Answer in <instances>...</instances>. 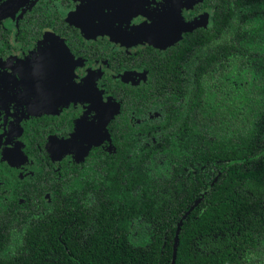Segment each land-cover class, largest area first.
I'll list each match as a JSON object with an SVG mask.
<instances>
[{"label": "trees", "instance_id": "16d2710c", "mask_svg": "<svg viewBox=\"0 0 264 264\" xmlns=\"http://www.w3.org/2000/svg\"><path fill=\"white\" fill-rule=\"evenodd\" d=\"M236 7L154 60L172 121L153 172L111 160L33 217L15 205L0 264H171L181 220L175 264H264V0Z\"/></svg>", "mask_w": 264, "mask_h": 264}, {"label": "flooded vegetation", "instance_id": "af4514ba", "mask_svg": "<svg viewBox=\"0 0 264 264\" xmlns=\"http://www.w3.org/2000/svg\"><path fill=\"white\" fill-rule=\"evenodd\" d=\"M243 1L0 0V223L18 204L52 207L107 161L153 172L172 121L154 60Z\"/></svg>", "mask_w": 264, "mask_h": 264}, {"label": "water", "instance_id": "95a60500", "mask_svg": "<svg viewBox=\"0 0 264 264\" xmlns=\"http://www.w3.org/2000/svg\"><path fill=\"white\" fill-rule=\"evenodd\" d=\"M190 29H192V28H190ZM182 221L183 220H181L179 225H178L177 234L175 236L174 250H173V259H172V263L171 264H175V260H176V257H177V248H178V240H179L178 233L180 231V227H181Z\"/></svg>", "mask_w": 264, "mask_h": 264}, {"label": "rangeland", "instance_id": "374dc122", "mask_svg": "<svg viewBox=\"0 0 264 264\" xmlns=\"http://www.w3.org/2000/svg\"><path fill=\"white\" fill-rule=\"evenodd\" d=\"M175 36H177V34H176V35L174 34L173 37L175 38ZM176 41H177L176 39H173L171 43H174V42H176ZM169 44H170L169 42H164V43H163L164 46H167V45H169Z\"/></svg>", "mask_w": 264, "mask_h": 264}]
</instances>
